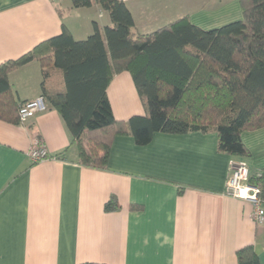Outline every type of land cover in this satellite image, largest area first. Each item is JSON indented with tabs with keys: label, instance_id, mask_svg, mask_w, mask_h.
Segmentation results:
<instances>
[{
	"label": "crops",
	"instance_id": "1",
	"mask_svg": "<svg viewBox=\"0 0 264 264\" xmlns=\"http://www.w3.org/2000/svg\"><path fill=\"white\" fill-rule=\"evenodd\" d=\"M122 1L140 34L185 15L202 29L242 19L238 0ZM94 24L111 25L96 4L0 0V64L63 26L83 40ZM8 80L20 104L41 95L36 60ZM106 94L117 121L144 114L128 71L113 75ZM46 105L23 123L0 119V264H237L247 245L264 264V223L253 222L250 203L225 193L231 160L245 161L251 175L264 167V127L241 133L243 157L218 151L213 131L156 132L143 146L117 135L98 169L79 162L60 114ZM36 140L50 158L30 159ZM110 197L118 209L106 212Z\"/></svg>",
	"mask_w": 264,
	"mask_h": 264
},
{
	"label": "trees",
	"instance_id": "2",
	"mask_svg": "<svg viewBox=\"0 0 264 264\" xmlns=\"http://www.w3.org/2000/svg\"><path fill=\"white\" fill-rule=\"evenodd\" d=\"M108 12L111 25L75 40L60 34L0 64V119L18 123L19 101L8 75L33 60L42 70L41 96L58 111L82 165L105 169L115 136L130 134L136 145L154 133L213 131L218 151L248 156L243 131L264 127V0H238L242 19L212 29L177 18L148 34L134 27L122 0H70ZM131 74L143 115L117 121L106 89L113 75ZM250 176L264 197V167ZM118 209L110 197L104 211ZM237 264H260L251 245L236 251ZM104 264V263H84Z\"/></svg>",
	"mask_w": 264,
	"mask_h": 264
},
{
	"label": "built area",
	"instance_id": "3",
	"mask_svg": "<svg viewBox=\"0 0 264 264\" xmlns=\"http://www.w3.org/2000/svg\"><path fill=\"white\" fill-rule=\"evenodd\" d=\"M47 108L45 99L39 95L21 103L17 115L19 122L23 123ZM28 155L33 162H40L50 158L47 149L38 141L29 149ZM260 172L256 174L259 175ZM250 171L245 161L231 160L225 185V193L238 200L246 201L252 206V220L255 224L264 223V197L259 185L250 183Z\"/></svg>",
	"mask_w": 264,
	"mask_h": 264
}]
</instances>
